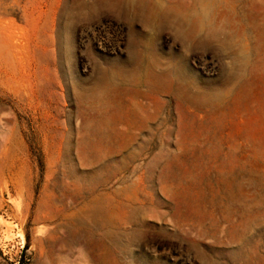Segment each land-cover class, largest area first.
Segmentation results:
<instances>
[{
	"label": "rangeland",
	"instance_id": "1",
	"mask_svg": "<svg viewBox=\"0 0 264 264\" xmlns=\"http://www.w3.org/2000/svg\"><path fill=\"white\" fill-rule=\"evenodd\" d=\"M149 263L264 264V0H0V264Z\"/></svg>",
	"mask_w": 264,
	"mask_h": 264
},
{
	"label": "bare ground",
	"instance_id": "2",
	"mask_svg": "<svg viewBox=\"0 0 264 264\" xmlns=\"http://www.w3.org/2000/svg\"><path fill=\"white\" fill-rule=\"evenodd\" d=\"M89 230V229H88ZM103 230V229H102ZM121 230V229H120ZM97 231V230H96ZM99 231V230H98ZM115 231H116V229H115ZM127 231V230H126ZM93 233L95 232L94 230L92 231ZM124 232H125V230H124ZM120 233H122V231H120ZM84 234V233H83ZM82 234V235H83ZM85 235H87V234H85ZM122 235V234H121ZM84 236V235H83ZM88 236V235H87ZM92 236V235H91ZM98 236V234L96 235V237ZM125 236H126V234H125ZM84 238V237H83ZM98 239V238H97ZM108 240V242L112 245V246H115V247H117V248H119L120 250H129V249H131V247L132 246H134V242L131 240V238H127V237H125L124 239H122L121 238V236L117 233V232H114L112 229L111 230H107V231H105L104 232V230H103V235H101V238H100V240L101 241H103V240ZM87 240H89V239H87ZM100 240H99V242H100ZM92 241V240H91ZM102 243V242H101ZM118 245V246H117ZM140 246V245H139ZM114 247V248H115ZM136 247V246H135ZM112 250V249H111ZM110 250V251H111ZM118 250V249H117ZM140 250V249H139ZM109 251V252H110ZM114 251V250H113ZM119 251V250H118ZM137 251V250H136ZM122 252V251H121ZM140 252H142L141 250H140ZM115 253V252H114ZM136 253H138V252H136ZM120 254V253H119ZM123 254V253H122ZM143 254V253H142ZM139 255V254H138ZM115 256V255H114ZM120 258V257H119ZM124 258V257H123ZM145 258V257H144ZM137 259V258H136ZM144 261H145V259H144ZM143 262V261H142ZM151 262V261H150ZM136 263V262H135ZM138 263H140V261L138 262ZM150 264V263H149ZM152 264V263H151Z\"/></svg>",
	"mask_w": 264,
	"mask_h": 264
}]
</instances>
